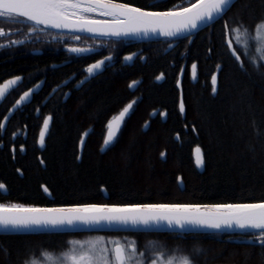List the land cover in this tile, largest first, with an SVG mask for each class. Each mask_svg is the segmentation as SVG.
Masks as SVG:
<instances>
[{
	"label": "trees",
	"instance_id": "trees-1",
	"mask_svg": "<svg viewBox=\"0 0 264 264\" xmlns=\"http://www.w3.org/2000/svg\"><path fill=\"white\" fill-rule=\"evenodd\" d=\"M121 2L145 8L160 0ZM189 2L195 0H166L150 10H167L174 4L187 6ZM262 19L264 0H235L223 19L194 32L191 44L185 40L188 58L197 62V75L195 82L188 74L182 78L184 116L179 112L178 91L174 88L181 47L162 55L157 47L147 63L110 68L72 92L65 102L62 94L54 95L39 108L36 117L33 105L39 107L50 88L68 76L72 68L65 65L50 69L52 63L60 61L58 55L50 53L57 47L56 42L37 39L40 33L31 32L29 22L22 18H0V29L5 33L0 36V44L22 41L0 48V83L13 76L23 77L0 106V123L10 98L48 73L43 89L32 97V106L13 114L2 133L0 129V183L6 186V191L0 190V203L53 208L264 200V67L260 66L264 60L257 59L254 40L245 50L236 44L234 35H229L241 56L240 61L235 60L226 45L229 33L224 28L225 21L233 28L243 23L254 34L255 25ZM172 62L174 66L170 67ZM160 71L166 77L157 84L153 77ZM215 72L218 82L214 94L210 78ZM132 80H140L135 89L130 87ZM131 100L135 105L130 117L116 140L101 152L106 124ZM155 108L166 112L164 122L159 114L149 119V112ZM46 111L52 121L44 146L39 147L37 139ZM145 122H149L147 130H143ZM23 131L27 132L24 140L20 137ZM15 132L20 133L15 143L26 146L23 154L18 145L11 151ZM195 147H200L201 171L194 163ZM97 234L122 240L123 244L135 242L139 251L147 252L146 264L155 258L152 249L161 246L168 255L190 254L195 264H264V246L260 243H236L237 239L248 238L258 242L253 238L255 232L250 231L0 234V264L42 259L39 254L43 250L58 254L67 250L71 239Z\"/></svg>",
	"mask_w": 264,
	"mask_h": 264
},
{
	"label": "snow or ice",
	"instance_id": "snow-or-ice-1",
	"mask_svg": "<svg viewBox=\"0 0 264 264\" xmlns=\"http://www.w3.org/2000/svg\"><path fill=\"white\" fill-rule=\"evenodd\" d=\"M166 0L159 4L148 5L145 8L134 6L121 0H0V18H23L29 22V30L36 32L40 26L57 30H68L75 33H91L103 36L122 37L128 35L145 36L159 34L164 37L184 35L189 38L194 30L202 27H212L214 22L223 19L231 8L234 0H195L187 6L173 5L167 10H150L159 8ZM224 28L229 35H234L236 44L245 50L254 40L257 59L264 60V19L255 25L254 34L243 23L231 27L227 21ZM5 35L0 29V36ZM73 39L80 40V36ZM191 42V41H190ZM22 41H9L8 45L0 44V48L9 47ZM229 49H234L231 40ZM69 53L81 54L91 49L69 47ZM246 54V52H245ZM235 60L240 61L241 56L236 50L232 51ZM105 59H111L106 57ZM131 60V56L125 57ZM254 64L256 60L252 61ZM104 61H97L88 66L86 71L93 73L99 69ZM264 67V64L260 65ZM219 67V66H218ZM243 67V65H241ZM197 65H192L193 76L196 74ZM183 71V69L181 70ZM21 77L16 76L0 85V97L12 85H16ZM160 79V77H157ZM179 86V81H177ZM213 91H216L217 76H212ZM31 91V89H29ZM26 91L16 100L19 105L29 95ZM132 105L124 110L108 124V134L104 141L108 144L119 128L120 121L124 119ZM181 102L180 111L184 112ZM43 121V129L39 134V143L45 142V131L48 129L49 120ZM5 127L0 123V129ZM197 165L202 163L200 149L196 150ZM164 153H161L163 156ZM19 171V170H18ZM177 179H180L179 177ZM0 190L6 191V186L0 183ZM44 191L48 192L47 187ZM162 222L169 227L175 225L180 229L186 227L221 229L223 227L239 229H252L256 239L264 246V200L255 203H226L212 205L198 204H78L68 207L41 208L23 206L19 204L0 203V229L8 231H34L37 229H57L63 226L76 224H123L142 225L145 227L159 225ZM67 250L53 254L48 250L40 252L41 258L26 259L24 264H146L147 252L139 251L135 242L121 244L119 241H104L97 239L82 243L69 241ZM111 245V247H109ZM200 249H195L199 253ZM151 264H195L190 254L175 253L168 255L162 246L152 249Z\"/></svg>",
	"mask_w": 264,
	"mask_h": 264
},
{
	"label": "flooded vegetation",
	"instance_id": "flooded-vegetation-1",
	"mask_svg": "<svg viewBox=\"0 0 264 264\" xmlns=\"http://www.w3.org/2000/svg\"><path fill=\"white\" fill-rule=\"evenodd\" d=\"M36 32L40 33V35L37 37V39L50 38L52 41L56 42L57 47L55 49H52V52H50V53H54V54L58 55L59 56L58 59H60V61L52 63L53 65L50 66V69L53 70V69H56V68L64 67L65 65H70V67L72 68L71 71H70V74L68 76L64 77V79L59 81V83L54 84L53 87L50 88V90L47 93V95H45L43 97V100L40 102L39 107H35L33 105V108L36 109L35 113H34L36 117L39 116V113H40V109L39 108H43L44 104L49 99H51L54 95L62 94V96H61L62 97V102H65V100L70 97V94L72 92L80 89L82 86H84L86 84V82H89L90 80H92L94 78H97V76H100V75L104 74V72L108 71V69H110V68H113V67L116 68L117 66L118 67L119 66H121V67H124V66H126V67L138 66V65L147 63V58H149V55L151 54L152 51H154V49L158 50L157 47L161 48L160 49L161 50V55L164 54V53H169L171 51L175 52L178 47H181L180 50H178L180 52V55H179V59L177 61L178 64H179V66H178L179 71H178L177 75H175V78H174V88H176V90L178 91V98H177L178 109H179V103H180L179 102L180 91L182 92V99H183V91H182V86H181L183 76L185 74H188V76L190 77L191 82H195L196 81L197 69H196L195 76H193L192 65L194 63L197 65V62L193 61L192 59L190 60L188 58L189 47H185L184 48L185 40L187 41V43H186L187 45L191 44L193 39H195L194 34L191 35L190 40H189V38H186V36H183L182 38H177V39H173V40L162 38V39H151V40H140V41H134V40H129L128 41V40H122V39H112V38H106L105 39V38H100V37H90V36H85V35L84 36H80L81 37L80 40H75V39H73L74 36H77L75 34H73V35L65 34V33L61 34V33L55 32V31H47V30H45V29H43L41 27H40V30H38ZM41 32L45 36L46 35L47 36L46 37L42 36ZM45 33H47V34H45ZM69 47L88 48V49H92V51L87 52L85 54L84 53L73 54V53H69L67 51V49ZM182 48H184V49H182ZM35 52L37 54L38 53L39 54L43 53L42 51L41 52L40 51H35ZM127 56H131L132 59L131 60H126L125 57H127ZM106 57H111V59H105ZM97 61H104V63L101 65V67L99 69H95L94 70V72H96V75L93 76V77H90L88 80H86V82L81 83V81H83V79H85L89 75L88 72L86 71L88 66H90L91 64L96 63ZM174 63L173 62L170 63V67H173ZM182 69H183V71H181ZM44 76L45 77H43L42 80H40L38 83L34 84V85H37V84L40 83V85L38 86L39 88L36 91H33L32 94L26 100L21 101L19 106H16L13 109L14 112L11 114V116H10V118L8 120H10L12 115L15 114L16 112L20 111L22 113L24 109H28V108H30V106H32V103L34 102L33 101L34 98H32V97L34 95H37L43 89L42 86L44 84V81H45L46 77H48V73H46ZM179 76H180V80H181L180 90H179V88L177 86V81H178ZM212 76H211V78H212ZM21 77H22V75H21ZM157 77H160V79H157ZM165 77L166 76H165L164 71H160V72H158V74L155 77H153V82H155L157 84H162L163 81L165 80ZM22 80H23V77L21 79V82H22ZM139 81L140 80H132V81H130V87L132 89H135L136 86L138 85V83H140ZM211 81H212V79H211ZM217 82H218V79H217ZM34 85H32L28 89L22 90L21 93H19L17 96H13L12 98H10L11 99L10 102L7 103L6 106L3 108L4 110H7V112L3 116L2 120L11 111L10 109H12L16 105V103H15L16 100L19 99V97L24 92L29 91V89H32V87ZM211 85H212V83H211ZM212 90H213V86H212ZM10 92L4 97H0V106L4 105L6 97L10 94ZM131 102H133L132 103V108H133V106L135 105L134 104V102H135L134 100H131L130 102L126 103L122 108H124L127 104H129ZM182 102H183V100H182ZM132 108L130 110V113L132 111ZM163 112L166 114V112L164 110L159 111V108H155V109H153V110H151L149 112V114H148L149 115V119L150 120L154 119L159 114V117L162 120V113ZM152 113H155L154 117H152V115H151ZM46 117H50L51 118L52 116L50 115V113H48L46 111V112H44V119ZM166 117H167V114L165 115V120H166ZM128 118H126V119H128ZM2 120H1V123H3ZM8 120H7V123H8ZM51 121H52V119H51ZM125 121H124V123H125ZM124 123H123V125H124ZM148 123L149 122L143 123V130H144V127H145L144 125L146 124L148 126ZM107 124H106V126H107ZM123 125H122V128H123ZM148 127L146 128V130L148 129ZM4 128L1 129V133L3 132ZM106 130H107V128H106ZM121 130H120V132H121ZM26 135H27L26 131H23V135L22 136H20L19 132H15L12 135L11 151H14L16 145H18L19 153L20 154L24 153L25 147H26L25 144L23 143V145H19V143H15V138L20 136L24 140L26 138ZM102 143H103V141H102ZM101 146H102V144H101Z\"/></svg>",
	"mask_w": 264,
	"mask_h": 264
},
{
	"label": "water",
	"instance_id": "water-1",
	"mask_svg": "<svg viewBox=\"0 0 264 264\" xmlns=\"http://www.w3.org/2000/svg\"><path fill=\"white\" fill-rule=\"evenodd\" d=\"M235 2V0H234ZM23 19V18H22ZM24 20V19H23ZM26 21V20H25ZM41 28L47 30V31H55V32H58V33H65V34H75V35H79V36H90V37H100V38H112V39H122V40H134V41H140V40H151V39H162V38H166V39H170V40H173V39H177V38H182L184 35H179V36H176V37H164V36H160L159 34H149L147 36L143 35V34H140V35H128V36H122V37H112V36H103V35H98V34H91V33H75V32H69L68 30H57V29H51V28H44L43 26H40ZM205 27H202L201 29H203ZM200 29H197V30H194L192 35L194 34V32L198 31ZM230 41V37H229V34L226 35V45H228V42ZM235 50L234 49H230L231 53L232 51ZM92 51V49H91ZM90 52V51H88ZM87 53V52H85ZM84 53V54H85ZM89 75L83 79V81H81V83H84L86 82V80H88L90 77H93L96 75V72H93V73H88ZM216 76H217V73H214ZM14 77L16 76H13V77H10L9 79H13ZM21 77V75L19 76ZM7 79V80H9ZM22 79V77H21ZM21 79L17 82L16 85H12L9 90L5 93V96L13 89L15 88L20 82H21ZM212 79V78H211ZM5 80V81H7ZM1 82L0 85L4 84V82ZM178 81H179V90H180V83H181V80H180V76L178 78ZM212 83V81H211ZM40 83L37 84V85H34L31 89V91H29V95L27 97H25L24 100H26L31 94L33 91H36L39 87ZM213 86V84H212ZM214 87V86H213ZM215 88H217V84L215 85ZM217 91V90H216ZM216 91L214 93H216ZM23 95V94H22ZM179 112L182 114V116H184V112H181L180 111V104L182 102V92L180 91V97H179ZM133 102L127 104L124 108L128 107V105H132ZM183 103V102H182ZM16 106H19V105H15L12 109H10L11 111L7 114V116L2 120V124L6 125L7 123V120L10 118L11 114L14 112V108ZM124 108L121 109V111L119 113H117L110 121H113L115 117L119 116V114L124 110ZM132 108V107H131ZM131 108H129L128 112L125 113V116H124V119L120 121V125H119V128L116 129V132H115V135L113 136L112 140L108 143V144H105L104 141L107 137V134H108V124L106 126L107 130L105 132V135H104V140H103V143H102V146L100 147V150L101 152H104L106 151V149L108 147L111 146V144L116 140V136L118 135V133L120 132V130L122 129V125L124 123V121L126 120V118L129 117V114H130V110ZM154 114L155 113H152V117H154ZM165 113L163 112L162 113V121L164 122L165 121ZM46 118H49V117H46ZM50 124H51V119L49 120V126H48V129L50 127ZM144 130H146V128L148 127L146 124L144 125ZM43 129V124L41 125L40 127V130L41 131ZM46 130L45 131V137L47 136L48 134V131L49 130ZM40 134V132H39ZM39 135H38V139H37V142H38V145L39 147H43V145H41L39 143ZM83 138H82V141H81V145H80V148L82 147V144H83ZM200 147H195L193 149V157H194V163H195V166L196 168H198L199 171H201L203 169V161L200 165H197V162H196V149ZM202 158V156H201ZM179 185L181 186L182 185V181L181 179H179ZM49 208V207H48ZM155 232V233H159V232H192V231H195V232H203V231H207V232H247V231H250V232H255L254 230L252 229H239L237 228L236 226H233L232 228H227V227H223L219 230L217 229H209V228H200V227H197V228H192V227H186L185 229H180L178 227H176L175 225H173L172 227H169L166 223L162 222L161 224L159 225H153V226H148V227H145V226H142V225H137V226H132V225H123V224H108V223H101V224H90V225H84V224H76L75 226H63L62 228H57V229H37V230H34V231H8V232H5L4 230L0 229V234L2 235H5V234H16V233H19V234H27V233H33V234H38V233H49V232H66V233H82V232H89V233H93V232ZM242 243V244H259V242H255L253 241L252 239L248 238V239H237L236 240V243Z\"/></svg>",
	"mask_w": 264,
	"mask_h": 264
},
{
	"label": "rangeland",
	"instance_id": "rangeland-1",
	"mask_svg": "<svg viewBox=\"0 0 264 264\" xmlns=\"http://www.w3.org/2000/svg\"><path fill=\"white\" fill-rule=\"evenodd\" d=\"M16 204V203H15ZM21 205V204H19ZM23 206H31V205H23ZM95 235L93 236H84L85 238H83L82 240H79V239H71V241H80L82 243H86V242H89V241H94V240H97V239H102L104 241H119L121 244H123V241L122 240H119V239H116V240H113L111 238H106L105 236H100V235H96V237H94ZM109 247H111V245H109ZM55 255V254H54Z\"/></svg>",
	"mask_w": 264,
	"mask_h": 264
}]
</instances>
